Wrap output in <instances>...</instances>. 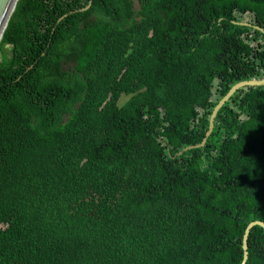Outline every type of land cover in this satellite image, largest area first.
<instances>
[{"label": "trees", "instance_id": "obj_1", "mask_svg": "<svg viewBox=\"0 0 264 264\" xmlns=\"http://www.w3.org/2000/svg\"><path fill=\"white\" fill-rule=\"evenodd\" d=\"M247 14L264 27V0H18L0 41V264L242 263L264 221V86L178 152L264 76ZM248 243L264 264V228Z\"/></svg>", "mask_w": 264, "mask_h": 264}, {"label": "water", "instance_id": "obj_2", "mask_svg": "<svg viewBox=\"0 0 264 264\" xmlns=\"http://www.w3.org/2000/svg\"><path fill=\"white\" fill-rule=\"evenodd\" d=\"M18 0H0V41L2 39V36L4 34V31L6 30L9 20L15 10V7L17 5ZM92 2V1H91ZM91 2L89 3L88 6L80 8L75 10L74 12L77 11H85L87 9L90 8L91 6ZM235 23L238 24H244V25H249V26H253L254 28L262 31L264 33V27H261L259 25L256 24H252L250 22H244V21H235ZM245 86H264V76L261 78H253V79H249V80H243V81H239L236 84H234L230 90L218 101V103L216 104V106L214 107L211 117H210V124H209V128L202 140L201 143L196 144V145H190L187 147H184L181 151L178 152V155H181L183 153V151H187L193 148H198V147H204L208 138L210 137V135L212 134L214 127H215V121H216V117L217 114L219 112V110L230 100V98L235 94V92L239 89H241L242 87ZM261 226L262 228H264V221L261 220H254L251 221L248 226L246 227V230L244 232V236H243V250H244V257L242 260L241 264H247L248 261V257H249V243H248V239H249V234L251 232V229L255 226Z\"/></svg>", "mask_w": 264, "mask_h": 264}, {"label": "rangeland", "instance_id": "obj_3", "mask_svg": "<svg viewBox=\"0 0 264 264\" xmlns=\"http://www.w3.org/2000/svg\"><path fill=\"white\" fill-rule=\"evenodd\" d=\"M135 7H136V9L139 8L138 2H136ZM238 16H240V18L243 21H247V20H250L251 19V15L250 14H247V15H238ZM4 54H5L6 57H9L10 56V51L9 50H4ZM128 98H129V96L122 95V97H121V99L119 101V104L120 105H123L128 100Z\"/></svg>", "mask_w": 264, "mask_h": 264}, {"label": "bare ground", "instance_id": "obj_4", "mask_svg": "<svg viewBox=\"0 0 264 264\" xmlns=\"http://www.w3.org/2000/svg\"><path fill=\"white\" fill-rule=\"evenodd\" d=\"M237 91H238V90H237ZM237 91H236V92H237Z\"/></svg>", "mask_w": 264, "mask_h": 264}]
</instances>
